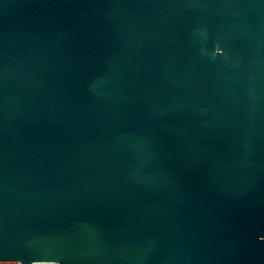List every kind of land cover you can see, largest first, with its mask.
Instances as JSON below:
<instances>
[{"label":"water","instance_id":"95a60500","mask_svg":"<svg viewBox=\"0 0 264 264\" xmlns=\"http://www.w3.org/2000/svg\"><path fill=\"white\" fill-rule=\"evenodd\" d=\"M0 264H264V0H0Z\"/></svg>","mask_w":264,"mask_h":264}]
</instances>
